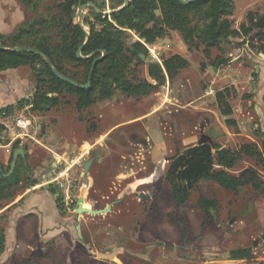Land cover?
Here are the masks:
<instances>
[{
	"label": "rangeland",
	"instance_id": "obj_1",
	"mask_svg": "<svg viewBox=\"0 0 264 264\" xmlns=\"http://www.w3.org/2000/svg\"><path fill=\"white\" fill-rule=\"evenodd\" d=\"M56 1L0 0V33L10 34L39 14L48 16ZM97 2L105 3L104 11L120 4V0ZM233 2L229 18L238 28L248 11L262 12L264 0ZM83 15L93 18L89 8ZM136 39L130 33L129 41ZM147 46L150 61L162 63L163 58L179 54L188 66L148 96L130 97L117 90L110 99L81 112L75 109V96L67 94L59 107L44 114L31 111L27 104L17 108L19 100H29L33 94L32 71L23 66L0 74V108L10 103L15 107L10 115H0V145L13 147L19 141L25 150L27 169L17 193L30 183H43L47 189L58 190L56 198L64 205L63 190L47 181L69 167L71 181L65 187L73 196L77 198L84 189L85 198L96 206L111 204L107 213L89 214L81 220L70 217L71 209H66L64 217L69 218L64 227L68 231L47 243L35 241L23 264H264V167L246 158L235 170L256 167L263 183L259 192L245 188L234 193L212 182L190 186L187 174L189 165L200 159L191 150L201 144L216 142L235 148L256 143L261 148L264 53L251 50L241 37H235L221 49H211L207 57L203 45L187 44L177 31ZM217 57L229 60L214 67ZM68 69L75 71L72 66ZM139 69L140 76L153 81L147 66ZM230 85L235 126L225 124L214 96ZM18 117L29 121L30 130L25 137L12 140L5 123L11 125ZM54 156L57 161L52 164ZM75 157L79 161L74 164ZM90 158L93 162L84 175V164ZM0 162L6 171L9 160L3 153ZM167 177L189 192L186 203L174 201ZM138 193L149 197L142 202ZM199 194L218 201L217 216L204 217L196 205ZM9 201L1 200L0 208ZM78 222L82 224L80 237L74 232ZM6 223L3 213L0 231ZM238 247L250 248L253 258L229 259V251Z\"/></svg>",
	"mask_w": 264,
	"mask_h": 264
},
{
	"label": "trees",
	"instance_id": "obj_2",
	"mask_svg": "<svg viewBox=\"0 0 264 264\" xmlns=\"http://www.w3.org/2000/svg\"><path fill=\"white\" fill-rule=\"evenodd\" d=\"M92 2L88 6L93 12V20L82 16L77 22L78 6ZM36 6V2H31ZM104 4L97 0H57L49 9V15H38L19 25L10 34L0 33V72L28 66L33 74L35 86L29 100L21 99L17 108L27 104L31 111L47 113L63 103V96L74 95L76 111L81 112L95 103L110 99L119 90L130 97L148 96L166 79L169 81L178 72L188 66L186 58L173 54L163 58L162 63L149 60L147 45L166 37L170 31H177L182 39L199 48L208 57L211 49H221L224 42L241 37L251 50L264 53V2L262 12L248 11L238 28L229 18L234 11L233 0H129V4L111 14H105ZM123 4L120 0L118 8ZM99 9L100 11L96 10ZM130 33L137 39L129 41ZM16 47H28L29 50H16ZM81 48V55L77 56ZM105 54L102 56L101 51ZM47 57L54 68L68 79L78 83L70 84L51 70ZM102 56V57H101ZM100 58V59H98ZM97 59V60H96ZM229 59L217 57L212 65L219 67ZM94 64L92 72L90 69ZM147 66V72L153 81L140 76V66ZM72 66L75 71L68 69ZM89 81L90 85L81 88ZM234 96L233 86H227L215 92V101L225 124L235 126L229 100ZM14 105L0 108V115L6 117L14 111ZM260 134V133H259ZM20 147L19 141L13 144V150ZM24 149V147H22ZM195 158H200L188 167L189 184L212 182L221 188L238 193L245 188L259 192L263 183L259 170L246 166L235 172L244 159L254 160L256 165L264 167V143L261 148L256 143H242L235 148L219 143L202 144L191 150ZM25 152V150H24ZM19 156L14 170H0V201L12 200L21 185L27 167ZM12 156L9 159V163ZM172 198L177 204L186 203L190 194L179 183L167 177ZM33 182L31 185H35ZM52 192L55 193L53 189ZM60 204V197L56 198ZM196 205L204 217L217 216L219 203L205 195L198 196ZM4 229L0 231V254L4 250ZM231 260H250L253 253L248 247L231 249Z\"/></svg>",
	"mask_w": 264,
	"mask_h": 264
},
{
	"label": "crops",
	"instance_id": "obj_3",
	"mask_svg": "<svg viewBox=\"0 0 264 264\" xmlns=\"http://www.w3.org/2000/svg\"><path fill=\"white\" fill-rule=\"evenodd\" d=\"M4 72L5 71H2L0 74H6V72ZM0 93L2 92L0 91ZM7 95L10 96L11 94ZM9 105L14 104L10 103ZM10 148L12 147L9 145H0V153L4 154L6 160L10 159L15 150L14 149L11 153ZM53 158L54 161H52V164L57 161V159L55 161V156ZM56 191L54 193L51 189H47L43 183H37L34 186L30 183L20 193L18 192L12 200L8 203H4L0 208V215L3 213L7 214L6 229L4 230L5 243L4 250L0 254V264H23L25 253L27 251H32L31 249L34 247L35 241L47 243V241H52L53 238L68 231V228L64 227L66 219L69 218L64 217L67 208L56 202ZM83 203V205L88 208L101 209L102 207L96 206L94 201H90L88 197H84ZM70 212H72L70 217H74L77 220L84 219L86 215H89L88 213L77 215L75 211L73 212L71 210L69 213ZM78 223L80 224V222ZM76 225L74 227V232L77 237H80L82 224H80V234L76 229ZM45 248L47 247H43V249ZM97 252L98 251H96V253Z\"/></svg>",
	"mask_w": 264,
	"mask_h": 264
},
{
	"label": "water",
	"instance_id": "obj_4",
	"mask_svg": "<svg viewBox=\"0 0 264 264\" xmlns=\"http://www.w3.org/2000/svg\"><path fill=\"white\" fill-rule=\"evenodd\" d=\"M190 1H191V0H181L182 3H189ZM128 4H129V0H123V4H122L120 7L115 8V9H111V10H108V11H105L104 13H105V14H111V13H113V12H115V11H118V10H120V9H122V8H125ZM88 6H94V7H95V5H94L92 2H87V3H84V4L80 5V6H78V8H77V15H76V17H77V22H78V23H81L83 10H84L85 8H87ZM96 10H97V11H100V10L97 9V8H96ZM81 48H82V47H80V48L78 49V51H77V56H78V57H81V58H84V57L81 55V53H80ZM15 49H16V50H29V51H35V52H37V53H39V54H42L39 50H34V49H32V48H28V47H16ZM101 53H102V56H104L105 51L102 50ZM102 56H101V57H102ZM44 58L46 59L48 65H49L50 68H51V70L57 75V77H59V78L65 80V81H68L70 84H72V85H74V86H77V85H78V83H76V82H74V81L68 79L67 77H65L64 75H62L60 72H58V71L54 68V66L52 65L51 61H50L47 57L44 56ZM98 59H100V58H98ZM96 60H97V59H96ZM95 63H96V61L93 63V65H92V67H91V69H90V72H92ZM89 85H90V83H89V81H87V83H86L85 85H80V87H81V88H86V87H88ZM201 143H204V141H199V144H201ZM24 154H25V152H24V149H23L22 147H19V148L15 149V150L13 151V153H12V159H11V161H10V163H9V171H8V174L11 173V172L14 170V168H15V166H16V162H17L18 157H19V156L24 157ZM92 162H93V158H90V159H88V160L85 162V164H84V168H83L84 175H87V173H88V169H89L90 165L92 164ZM0 170H2V166H1V164H0ZM84 191H85L84 189L81 190V192H80V194H79V196H78V199H77V204H76V208H75V213H76L77 215H81V214H83V213H88V214H91V215H99V214H105V213H107V212L110 210V208H111V204H109L107 207H105V208H101V209H93V208H86V207H84V205H83V204H84L83 201H84V197H85V195H84ZM140 198H141V199H144V196H143L142 194H140ZM76 229H77V231H78L79 234H80V224H79V223L76 225Z\"/></svg>",
	"mask_w": 264,
	"mask_h": 264
},
{
	"label": "built area",
	"instance_id": "obj_5",
	"mask_svg": "<svg viewBox=\"0 0 264 264\" xmlns=\"http://www.w3.org/2000/svg\"><path fill=\"white\" fill-rule=\"evenodd\" d=\"M5 126L9 129V135L11 136L12 140H18L22 137H25L26 135H28V132L30 130V123L24 117H18L14 120L13 124L10 125L9 123H7L5 124ZM16 127L19 128L20 131H16ZM77 158L78 157L74 158V164L79 161V158ZM68 169L69 167H66L64 171L58 172L56 176L47 181V183H54L57 188L63 190L62 196L65 198L64 206L68 210L71 209V211L74 212L77 204V198L71 194L69 187H65V182L69 183L71 181V175L69 174Z\"/></svg>",
	"mask_w": 264,
	"mask_h": 264
},
{
	"label": "flooded vegetation",
	"instance_id": "obj_6",
	"mask_svg": "<svg viewBox=\"0 0 264 264\" xmlns=\"http://www.w3.org/2000/svg\"><path fill=\"white\" fill-rule=\"evenodd\" d=\"M142 195L144 196V199H141V198H140V193H138V198H139L142 202H145L149 196L147 197V196H145L144 194H142Z\"/></svg>",
	"mask_w": 264,
	"mask_h": 264
},
{
	"label": "bare ground",
	"instance_id": "obj_7",
	"mask_svg": "<svg viewBox=\"0 0 264 264\" xmlns=\"http://www.w3.org/2000/svg\"><path fill=\"white\" fill-rule=\"evenodd\" d=\"M85 207V206H84ZM86 208H88V207H86Z\"/></svg>",
	"mask_w": 264,
	"mask_h": 264
}]
</instances>
